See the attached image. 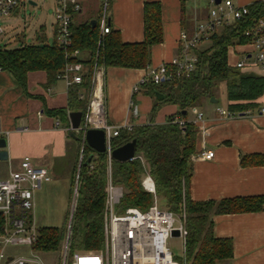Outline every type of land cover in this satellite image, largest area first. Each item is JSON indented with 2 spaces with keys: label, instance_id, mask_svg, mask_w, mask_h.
<instances>
[{
  "label": "crops",
  "instance_id": "0c3cea01",
  "mask_svg": "<svg viewBox=\"0 0 264 264\" xmlns=\"http://www.w3.org/2000/svg\"><path fill=\"white\" fill-rule=\"evenodd\" d=\"M77 1L81 9L72 14V22L93 19L100 34V19L105 6V21L110 29L117 30L121 40L130 43L143 40L144 2L160 5L162 40L150 47L149 64L145 68L101 67L98 79L102 82L106 120L112 125L129 123L134 126L151 120L163 123L167 116L177 114L178 106L167 102L156 104L153 112L155 96L143 88L132 91V87L149 70L175 57L180 32L189 34L196 23L207 18L208 0H106V4L104 0ZM256 1L261 0H231L241 5ZM16 10L14 8L13 12ZM52 26L54 37V23ZM34 38L32 43L55 41L54 37L49 42L41 30L34 34ZM204 44L205 41L199 47ZM240 49L237 45L228 49L230 64L241 57ZM87 56L88 52L84 51L78 54L81 62ZM242 71L264 77L256 68ZM89 80L87 88L76 84L67 86L61 79L50 80L45 70H29L22 85L10 71L0 68V138L6 141L2 148L6 158L0 159V179L8 178L11 171L18 169L21 159L28 156L31 163L48 170L51 176L48 182L67 178L70 195L73 167L76 160L78 162L81 145L79 139L74 140L68 135L67 115L70 111L80 110L77 106L87 107L93 84L91 76ZM74 92L78 104L73 105L70 100ZM263 100L264 90L250 100L226 98L220 107L236 102L252 104L245 109L248 113L232 118H218L214 110L217 102L211 103L208 99L201 101L203 105L195 106V110L203 115L193 122L198 129L190 155L192 174L188 193L193 201L264 196V115L259 111ZM189 111L193 115L186 116V120L192 121L196 111L193 107ZM56 121L58 125H55ZM207 149H213L214 156L208 160L199 157L200 152ZM48 182L42 184L47 187ZM39 189L34 192L33 199ZM262 205L253 211L212 216L213 235L229 237L232 241L231 258L218 264H264V203Z\"/></svg>",
  "mask_w": 264,
  "mask_h": 264
},
{
  "label": "trees",
  "instance_id": "16d2710c",
  "mask_svg": "<svg viewBox=\"0 0 264 264\" xmlns=\"http://www.w3.org/2000/svg\"><path fill=\"white\" fill-rule=\"evenodd\" d=\"M248 5L247 14L242 18L223 24L205 41L204 46H197L195 69L188 76L177 75L164 79L158 84L148 81L142 88L145 92L163 94L156 104L164 102L178 106L177 113L186 120L187 111L201 104L218 91L224 84L227 100H250L264 90V77L244 72L238 67L228 65V45L246 41L244 31L252 26L261 16L264 3L256 1ZM160 5L157 2H144L143 40L123 42L118 31L99 34L98 25L91 27L88 20L72 22L70 49L88 52L82 60L86 71L82 82L76 85L87 88L89 78L95 67L145 68L149 64L151 46L162 40ZM55 34V32H54ZM69 60L60 45L54 41L44 40L36 43L22 44L14 48L0 49V68L10 71L14 79L22 85L29 70H45L49 79H55L56 73ZM169 71L174 67L167 66ZM71 103L74 105L75 92ZM78 104V103H77ZM251 103L228 104L230 111H240L250 107ZM83 114L84 106H77ZM183 111H185L183 113ZM167 116L163 123L149 121L147 124H136L131 130L120 129L111 140V147L119 146L131 139L136 140L134 158L125 161L111 159V180L122 188L117 210L126 206L146 208L152 195L141 185L140 177L147 171L154 181V190L160 206L175 213L184 212L186 240L182 256L177 257L180 264H215L229 260L232 256V241L229 237L213 235L212 216L214 214L239 213L262 208L264 196L224 198L221 200L193 201L188 193L197 127L189 120L179 126ZM91 148L84 144V157L79 164L76 203L71 217L70 250H94L102 244V219L105 201V174L107 169L106 153L92 152L90 161H84L91 153ZM92 164L93 168H89ZM76 170L74 171V173ZM2 217L0 216V228ZM1 231V229H0ZM64 235V227L39 226L38 237L34 248L39 251L59 249Z\"/></svg>",
  "mask_w": 264,
  "mask_h": 264
},
{
  "label": "built area",
  "instance_id": "2783aa9c",
  "mask_svg": "<svg viewBox=\"0 0 264 264\" xmlns=\"http://www.w3.org/2000/svg\"><path fill=\"white\" fill-rule=\"evenodd\" d=\"M19 1L0 0V18L10 15ZM261 1L264 3V0ZM104 2L106 4V0ZM208 2L207 18L196 23L189 34L184 31L180 32L179 50L175 57L168 63H161L149 70L133 85L132 91L139 90L148 81L158 84L164 79L177 75H190L195 69L197 59L194 49L209 40L210 35L218 26L240 19L248 11L247 4H236L231 0H219L217 3L214 0H208ZM53 8L55 41L66 54L73 58L62 65L63 67L56 73L55 79H61L67 86H72L82 82V76L86 71V67L78 57L80 51L76 48L70 49L72 14L80 11L81 7L77 0H55ZM100 21V35L109 32L110 26L105 21V6ZM2 31L0 27V32ZM244 35L246 36L245 42L228 45L227 51L235 45L241 48L239 50L241 57L236 59L233 64L228 62V65L248 71L256 68L264 76V7L261 16L244 31ZM168 64L174 67V71L167 69ZM99 74L100 68L95 67L91 74L93 84L89 91L87 111L80 123L78 133L81 145L80 155L73 179L70 214L59 248L62 250L60 264H180L170 251L167 239L173 237L171 231L177 229L179 233L177 237L180 238V244L184 249L186 240L184 212L175 213L158 204L154 181L147 171L142 173L140 180L142 188L152 195L151 203L144 209L126 206L122 211L117 210L122 188L111 180L109 149L111 140L118 135L120 129L131 130L133 126L129 123L115 126L107 122L105 109H103L102 82L101 79H98ZM193 110L196 111L195 107ZM214 110L218 118H232L248 113V110L245 109L230 111L223 106H215ZM259 111L264 115V100L261 102ZM202 115L201 111H196L192 122L200 119ZM171 121L178 123L179 126H184L186 123V120L178 113L172 115ZM55 125H58V121L55 122ZM90 127L103 129L107 144L102 244L94 250L70 251L68 240L71 234V217L77 198L78 167L84 157L82 152L85 144L83 134ZM213 156V149L202 150L199 154V157L207 160ZM89 168H93L92 164L89 165ZM50 178L48 170L34 165L28 156H24L19 162L17 170L11 171L8 178L0 179V216L2 217L0 260L3 262L1 264H45L42 258L37 255L39 250L34 248L38 237V226L34 223L32 211L34 192ZM6 244H25L29 246V252L21 255L5 254Z\"/></svg>",
  "mask_w": 264,
  "mask_h": 264
},
{
  "label": "rangeland",
  "instance_id": "374dc122",
  "mask_svg": "<svg viewBox=\"0 0 264 264\" xmlns=\"http://www.w3.org/2000/svg\"><path fill=\"white\" fill-rule=\"evenodd\" d=\"M53 2L54 0H20L15 7L17 10L12 15L0 18V27L3 30L0 32V47L14 48L24 43L35 42L34 34L40 30L44 31L47 40L51 42L54 38L52 26L54 19ZM215 96L218 97L216 105L224 104L226 100L224 84H220ZM202 103L201 105H203ZM84 108L86 112L87 109ZM192 115L193 112L188 110L186 116L190 118ZM76 167L77 160L74 163L73 171L77 169ZM74 176L75 173L73 172L72 178ZM70 197L71 193L69 195L67 178L52 180L48 182L47 187L42 184L34 198L35 203L32 211L36 226H56L65 229L70 214L72 199ZM158 204L160 205L159 200ZM167 245L176 259L182 256L183 247L180 244V238L169 237ZM28 252L29 246L25 244H6L4 247L5 254L16 255L27 254ZM37 255L42 258L45 264H60L62 260L61 249L38 251Z\"/></svg>",
  "mask_w": 264,
  "mask_h": 264
},
{
  "label": "water",
  "instance_id": "95a60500",
  "mask_svg": "<svg viewBox=\"0 0 264 264\" xmlns=\"http://www.w3.org/2000/svg\"><path fill=\"white\" fill-rule=\"evenodd\" d=\"M219 0H214L215 3H217ZM89 23L91 25V27H94L96 24V21H94L93 19L89 20ZM163 97V94L156 92L155 93V98L157 100H161ZM209 101L211 103H216L217 100L215 97L211 96L209 98ZM185 111H183L184 113ZM68 124L69 126V131H68V135L76 140L79 139V129H80V123L82 121V117H83V112L81 110H75V111H70L68 112ZM83 139L85 141V144L91 148V153L88 155L87 159L84 161V165H86L92 156V152L95 153H107V144H106V138H105V134L103 129L101 128H96V127H90L88 129H86L84 131L83 134ZM6 141L5 139L2 137L0 138V159L3 160L6 158L5 156V150H2V148L5 146ZM136 150V140L131 139L127 142H124L122 144H120L119 146L116 147H110L109 149V155L110 158L116 161H125V160H130L132 158H134L135 156V151ZM178 230L177 229H173L171 231V235L177 237L178 236Z\"/></svg>",
  "mask_w": 264,
  "mask_h": 264
}]
</instances>
